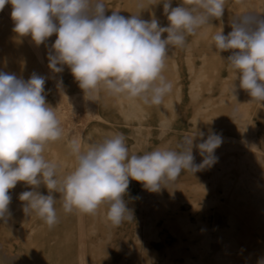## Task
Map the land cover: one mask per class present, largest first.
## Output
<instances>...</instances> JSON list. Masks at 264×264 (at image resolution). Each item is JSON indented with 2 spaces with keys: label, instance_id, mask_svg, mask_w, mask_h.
Wrapping results in <instances>:
<instances>
[{
  "label": "clouds",
  "instance_id": "obj_1",
  "mask_svg": "<svg viewBox=\"0 0 264 264\" xmlns=\"http://www.w3.org/2000/svg\"><path fill=\"white\" fill-rule=\"evenodd\" d=\"M159 3L167 26L156 18L143 19V3L130 17L117 10L107 15L105 0H0V11L11 4L13 31L30 35L37 46L56 34L47 53L49 67L54 73L70 68L85 100L98 101L104 92L159 106L174 87L164 75L169 49L183 47L189 35L220 20L226 0H182L176 7L172 0H153V5ZM230 23L226 35L222 30L212 36L213 47L219 53L231 51L227 61L234 81L239 79V88L264 104V12L248 10L234 15ZM45 83L46 77L35 73L24 80L0 71V219L5 222L11 216L9 190L24 182L32 186L19 195L24 213H34L49 228L58 223L53 193L61 194L65 213L95 215L104 206L107 222L119 227L134 220L125 200L130 178L159 192L181 173L194 174L217 162L215 150L223 140L215 132L195 145L196 136L204 133L185 135L179 151L165 144L143 154H130L121 133L89 141L87 147L80 134H73L69 147L75 166L64 173L62 162L45 157L47 146L64 135L55 108L46 100ZM56 86L62 91V77ZM231 88L235 93L237 85ZM166 133L162 127L161 135ZM194 146L204 157L201 164L194 162ZM42 184L47 195L39 191Z\"/></svg>",
  "mask_w": 264,
  "mask_h": 264
},
{
  "label": "rangeland",
  "instance_id": "obj_2",
  "mask_svg": "<svg viewBox=\"0 0 264 264\" xmlns=\"http://www.w3.org/2000/svg\"><path fill=\"white\" fill-rule=\"evenodd\" d=\"M128 0H105L108 7L107 15H111L113 10L125 17H130L140 11L139 5L143 3V10L140 15L143 19L149 20L152 15L158 19L161 26H167L168 20L163 11V3L153 5V0H139L137 5H127ZM182 0H172V7L179 6ZM227 11L225 6L224 15L220 20H213L204 29L195 35H189L183 47H172L167 53L166 62L171 67L176 63L177 71H170L167 79L174 87L173 91L165 96L161 105H149L147 111L136 109L139 116H136L135 108L130 103L124 101L118 104L113 98L107 102L103 95L98 98L96 105L105 121L95 118L90 123L87 131L94 129L97 124L106 126L105 128L111 135L121 133L126 138V143L130 154H143L151 151L158 146L167 145L172 149L179 151L178 145L182 142L185 135L195 136L198 133L213 132L217 123V116L213 115L214 107H220L225 101L232 100L233 95L230 92H223L222 87L229 83L232 76V70L229 68L227 57L231 55L229 51L217 52L213 47L212 36L224 30V16ZM4 11H0V18L4 16ZM14 26L9 24L6 28H0V63L9 60L11 63L18 61H29L35 56L25 44L23 38L13 31ZM6 30L7 35L2 31ZM207 42H199L200 35ZM167 33L163 34L166 38ZM57 37L49 38L56 40ZM211 61L219 65L214 79V83L209 89L204 90L198 97L192 96L193 86L198 74L201 73L206 62ZM0 71L15 74L18 78L22 76V70L16 73L8 72L0 67ZM58 78L62 77L63 84L68 92L78 93L82 91L75 81L70 68L64 66L62 73H56ZM30 77L23 78L28 80ZM57 79V80H59ZM50 76H46L45 96L50 106L56 107L55 96L56 82ZM166 101L171 102L170 111L165 118V123L158 119V110H160ZM117 103V104H116ZM205 118L207 123L201 121ZM227 119L232 124L237 120L236 115L229 114ZM250 121L256 126V131L261 142L264 143V120L258 115L253 114ZM162 126L167 128L166 135H161ZM105 133L98 135L94 142L102 141ZM109 135V136H111ZM70 135L64 132L60 141L62 153L70 159L73 158L70 147ZM108 136V137H109ZM59 142V141H58ZM200 143L198 135L194 140V145ZM55 142L47 146L45 157L49 160L54 159ZM195 163L201 164L204 157L200 155L199 149L193 147ZM72 165L64 166V173L70 172ZM212 175L208 167L203 168L196 173L183 172L174 184L168 187H162L159 192H150L143 187L141 182L130 178L129 188L125 195V200L129 209L133 210L134 220L125 222L119 227H110L107 231H100L98 234L86 235L81 238L78 224L79 214L75 210L72 213H65L62 202L59 200L61 194L53 193L57 199L56 210L58 223L49 228L34 213L26 215L23 211V204L19 195L24 191L32 190V186L24 182H18L14 189L9 190L12 201L9 205L11 216L6 218V222L0 219V264H80V246L84 242L88 249H100L101 256L98 264H148L151 255L145 252L149 248L153 253L156 264L161 263V258L166 255V250L172 248L176 243L173 236L166 226V219L160 218L156 222L158 237L139 242L138 232H144V227L148 222V212L146 209L147 197L153 200L157 205L163 206L168 202L175 201L178 208L185 213L193 216L192 200L200 196H213L212 193ZM206 187V193H201L200 188ZM39 191L48 194V189L43 184ZM202 196V197H203ZM218 220V219H217ZM260 240L264 241V235H258ZM146 242V244H145ZM90 256V255H89ZM88 256V258H89ZM88 264H90L88 262ZM175 264H186L184 257L176 258Z\"/></svg>",
  "mask_w": 264,
  "mask_h": 264
},
{
  "label": "bare ground",
  "instance_id": "obj_3",
  "mask_svg": "<svg viewBox=\"0 0 264 264\" xmlns=\"http://www.w3.org/2000/svg\"><path fill=\"white\" fill-rule=\"evenodd\" d=\"M138 3L139 0H128L127 5L135 6ZM225 6H227L223 30L225 35L232 30L230 22L234 15L248 10L264 12V0H226ZM3 11L5 14L0 18V28L4 29L9 24L14 26L11 4H7ZM2 32L8 34L6 30ZM54 37H57L56 34L50 38ZM204 37L207 36L200 35L198 41L202 43L211 41H206ZM22 38V43L29 45L35 58L17 63L7 60L3 64L0 63V67L17 75L18 71L22 70L21 78L31 77L35 73L44 77L50 76L54 80L59 79L50 69L47 57L50 46L55 41L48 39L44 44L37 46L30 35ZM219 68L216 63L206 62L204 70L195 79L193 97H198L211 87ZM170 71L174 73L177 71L175 62L171 67H168L166 62L164 75L167 77ZM231 77L230 82L223 85L222 90L232 93V100L223 102L220 107L212 108L213 115L218 118L213 132L220 134L223 142L215 150L217 162L208 167L212 175L213 196L202 195L203 197L192 200V214L196 221L190 214L183 213L175 201L159 206L147 197L145 202L148 222L144 232H138V241L158 237L156 222L160 218L166 219V226L177 240L172 248L166 250V255L160 257L162 260L160 264H175L176 258L180 256L184 257L186 264H261V261H264V241L258 236L264 235V143L258 137L256 126L250 121L253 114L264 120V104L254 101L246 90L239 88V79L234 81V71ZM233 83L237 85L235 93L231 88ZM101 95L106 102L113 98L118 104L126 101L135 108V112L137 108L143 111L149 108V105L138 100L113 97L104 92L99 94V98ZM55 96L57 101L55 111L62 122L64 132L68 133L70 138L73 134H80L84 146L87 147L88 142L93 141L96 136L103 133L106 134L105 137L111 135L107 132L106 126L101 127V124L87 131L95 118L105 123L108 121L101 116L96 101L85 100L83 90L71 94L63 84L62 91L56 86ZM170 107L171 102L166 101L158 110V119L161 123H165ZM229 114L237 116L233 124L227 119ZM136 116H139V112ZM201 121L207 123L205 118ZM210 133H204L203 137L198 135V140L203 142ZM58 141L52 149L53 160L62 162L64 166L70 164L72 165L70 169L73 170L74 157L70 159L64 155L60 146L61 139ZM206 190V187L200 188L203 194ZM105 212L106 207L102 206L95 215L78 213L81 238L107 231L111 227L106 220ZM145 252L151 255L148 264H156L152 251L145 248ZM100 253V249H88L85 243L81 242L80 264L88 262L98 264Z\"/></svg>",
  "mask_w": 264,
  "mask_h": 264
}]
</instances>
